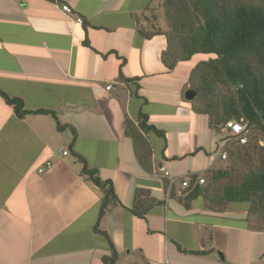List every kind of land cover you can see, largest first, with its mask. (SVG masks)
Masks as SVG:
<instances>
[{
  "label": "crops",
  "instance_id": "crops-1",
  "mask_svg": "<svg viewBox=\"0 0 264 264\" xmlns=\"http://www.w3.org/2000/svg\"><path fill=\"white\" fill-rule=\"evenodd\" d=\"M162 1L0 0V90L64 125L50 113L19 117L0 96V264H104V233L116 264H264V228L250 225L247 203L220 211L198 197L185 207L155 172L203 174L219 167L223 146L185 98L198 62L162 61L168 40L153 32L167 30ZM140 111L164 131L143 132L152 170L126 133ZM75 154L112 182L120 203L103 215L104 189ZM138 189L160 201L145 218L131 211Z\"/></svg>",
  "mask_w": 264,
  "mask_h": 264
},
{
  "label": "trees",
  "instance_id": "trees-1",
  "mask_svg": "<svg viewBox=\"0 0 264 264\" xmlns=\"http://www.w3.org/2000/svg\"><path fill=\"white\" fill-rule=\"evenodd\" d=\"M162 7L167 30L162 32L155 26L153 30L164 33L168 40L162 61L173 68L196 54L210 55L199 61L190 73L191 88L199 92L195 108L208 115L210 128L220 131L228 120L236 119L246 122L250 130L257 129L264 134V0H163ZM0 96L13 105L19 117L50 113L56 118L58 128L64 127L53 110L26 109L22 98L10 96L3 90ZM72 130L73 143L77 134L74 128ZM143 132L164 135L163 130L149 123L143 111L138 113V124L126 119V133L136 149L141 150L137 153L140 162L152 170V153ZM250 133L245 143L230 140L235 143L232 160L238 162V168L234 165L206 171L202 174L205 176L202 184L199 183L201 174H192L185 187L181 183L169 186L166 180L165 188L170 187V196L188 208L196 198L202 197L205 205L213 210L221 211L230 203L245 202L249 213L264 214V145L260 146ZM253 154H256V162ZM75 155L83 162V173L104 189L100 210L103 215L109 205L120 203L112 182L103 180L97 169L90 168L81 155ZM155 202L160 201L151 197L148 190L138 189L131 211L145 218ZM104 234L112 252L103 256L104 264H116L118 252L110 237ZM178 248L206 253L205 250H186L181 245Z\"/></svg>",
  "mask_w": 264,
  "mask_h": 264
},
{
  "label": "built area",
  "instance_id": "built-area-1",
  "mask_svg": "<svg viewBox=\"0 0 264 264\" xmlns=\"http://www.w3.org/2000/svg\"><path fill=\"white\" fill-rule=\"evenodd\" d=\"M62 10L66 13L71 12V8L69 5H63ZM81 20V19H80ZM113 85L109 84L106 86L107 89H111ZM221 137L223 140H239L240 143H245L247 140V136L250 133V128L247 126L246 122L242 120H228L221 128ZM64 154L68 153V149L65 148L63 150ZM227 152L221 151V156L223 158H226ZM53 162L51 160H47L44 164L40 165L38 167L39 172H44L46 169L50 168L52 166ZM155 172L162 173V175L169 179V186H172L176 183H181L183 187L188 185L190 176L186 177L185 179L179 180L178 178L172 176L170 172L167 170V168L164 165H159L156 167ZM205 178L201 174L199 177V183H204Z\"/></svg>",
  "mask_w": 264,
  "mask_h": 264
},
{
  "label": "rangeland",
  "instance_id": "rangeland-1",
  "mask_svg": "<svg viewBox=\"0 0 264 264\" xmlns=\"http://www.w3.org/2000/svg\"><path fill=\"white\" fill-rule=\"evenodd\" d=\"M209 57H210L209 54H203V53L196 54V55H194V57H192V59H190V61H188L189 63H187V64L192 65V64H194L196 62H199L201 60H206ZM196 98L194 100H196ZM250 131H251L250 135H252L253 138L256 137L257 140H258V144L260 146H263L264 145V134L261 133L257 129L250 130ZM215 133L220 136L221 133H222L221 129H220V131H215ZM220 140H221L222 144H224V146H222L220 151L227 152V155H226V158H223L220 155V165H219V167H223V168H227L228 167V168H230L231 166L237 165V168H238V164H237L238 162L236 163L235 162L236 160L235 161L232 160L234 158V155L232 153V149H234L233 145L235 143L233 141H230V140H228V141L223 140V139H220ZM223 141H224V143H223ZM253 157H254V162H256V154H253ZM214 187H216V186H214ZM249 217H250V225L252 227H254V228H264V214H257V213L251 212V213H249Z\"/></svg>",
  "mask_w": 264,
  "mask_h": 264
},
{
  "label": "water",
  "instance_id": "water-1",
  "mask_svg": "<svg viewBox=\"0 0 264 264\" xmlns=\"http://www.w3.org/2000/svg\"><path fill=\"white\" fill-rule=\"evenodd\" d=\"M199 92L193 88H188L185 92V98L187 100H194L198 96Z\"/></svg>",
  "mask_w": 264,
  "mask_h": 264
}]
</instances>
